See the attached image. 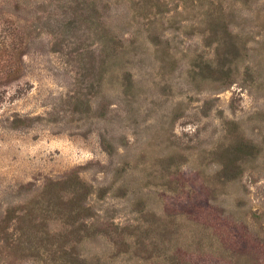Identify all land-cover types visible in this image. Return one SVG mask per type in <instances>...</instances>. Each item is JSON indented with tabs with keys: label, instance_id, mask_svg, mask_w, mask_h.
<instances>
[{
	"label": "rangeland",
	"instance_id": "obj_1",
	"mask_svg": "<svg viewBox=\"0 0 264 264\" xmlns=\"http://www.w3.org/2000/svg\"><path fill=\"white\" fill-rule=\"evenodd\" d=\"M9 52L0 264H264V0H0Z\"/></svg>",
	"mask_w": 264,
	"mask_h": 264
},
{
	"label": "trees",
	"instance_id": "obj_2",
	"mask_svg": "<svg viewBox=\"0 0 264 264\" xmlns=\"http://www.w3.org/2000/svg\"><path fill=\"white\" fill-rule=\"evenodd\" d=\"M5 53V51H3V54ZM8 56H9V58H10V61L7 63V66L6 65H3L2 66V69H0V71L1 72H3V70H7V72L6 71H4L7 75L4 77L5 79H3V80H11L12 79V75L11 74H9L8 72H13V67H14V62H15V59L14 60H11V59H13L14 57H15V53L14 52H9V54H8ZM2 64V59H0V65ZM1 68V67H0Z\"/></svg>",
	"mask_w": 264,
	"mask_h": 264
}]
</instances>
